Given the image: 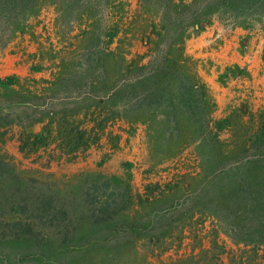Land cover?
I'll use <instances>...</instances> for the list:
<instances>
[{
    "label": "rangeland",
    "instance_id": "obj_1",
    "mask_svg": "<svg viewBox=\"0 0 264 264\" xmlns=\"http://www.w3.org/2000/svg\"><path fill=\"white\" fill-rule=\"evenodd\" d=\"M71 1L37 0L0 54V67L7 58L21 65L19 74L11 63L0 69V103H38L47 118L31 129L14 124L9 108L0 112V264H264V246L240 241L230 231L235 215L223 203L261 177L255 163L238 170L242 159L264 157V103L233 97L219 105L201 74L212 62L190 53L191 42L214 26L224 33L246 30L245 46L249 38L264 41V13L207 9L209 0ZM111 34L113 58L107 50ZM172 44L171 60L185 56L186 74L196 68L208 85L219 123L211 133L183 114L180 124H167L164 113L150 121L129 119L119 104L97 108L87 118L82 113L101 132L97 145L70 152L51 137L49 145L31 146L29 133L40 134L50 112L76 120L68 112H77L78 103L62 102L73 93L61 79L79 72L81 56L98 52L115 69L120 58L146 64L151 50ZM88 70L83 80L93 78ZM237 76L248 74L235 64L219 75ZM91 92L82 88L83 96ZM257 185L253 191H262L263 183ZM96 186L100 194L114 192L113 214L105 221L96 220L104 215L93 217L85 195ZM42 200L47 206L52 201L49 216L58 219L57 226L35 219ZM18 221L24 226L16 239L4 225ZM242 228L254 229L249 220Z\"/></svg>",
    "mask_w": 264,
    "mask_h": 264
},
{
    "label": "trees",
    "instance_id": "obj_2",
    "mask_svg": "<svg viewBox=\"0 0 264 264\" xmlns=\"http://www.w3.org/2000/svg\"><path fill=\"white\" fill-rule=\"evenodd\" d=\"M71 1V5H73ZM79 1V0H77ZM120 2V0H118ZM37 0H0V54L4 48L3 45L15 34L21 26L22 16L31 10ZM207 9L220 8L232 13L244 11L254 14L264 13V0H209ZM185 19H179V25L183 29ZM195 22V19L192 20ZM192 23V22H190ZM115 31V30H114ZM114 35L110 36V43L108 44V53L112 58L114 51L111 50L113 45ZM170 48L167 49H153L149 55L151 58L146 64L136 63L135 61L127 62V59L120 58V65L113 68L110 61L107 63L102 60L101 54L98 52L91 53L90 56H81L75 67L79 71L73 77L66 76L61 79L63 88L66 92H70L72 96H66L64 101H71L78 103L77 112L71 107L69 112H73L72 116L74 123L70 119L59 113V118L56 119L55 114L50 112L47 117H51V121L43 127L40 134L29 133L28 139H33L31 146L39 147L40 144L49 145V139L52 137V142L59 141V147L69 149L70 152H76L82 149H87L93 145H97L102 136L97 128L89 127L86 119L89 113L96 112L100 107H119L121 104L125 115L129 119L136 117H144L147 120L157 119L158 115L166 114L167 124H180L178 116L183 114L185 118L191 120L194 124H198L200 128L207 132H212L213 124H219L213 118L214 106L211 105L212 98L210 97L208 85L203 81L202 76L198 70L192 69V76H188L184 71L186 69L185 60L181 61L171 60ZM166 51L165 53L160 52ZM115 61V60H113ZM109 66V69H108ZM88 67L93 78L83 80L81 75ZM80 77V78H79ZM2 84V83H0ZM14 84V83H13ZM9 86L12 83L8 84ZM84 86V87H83ZM91 87L93 93L86 96L82 95V88ZM96 90V91H94ZM31 94L27 90L25 91ZM97 92V93H96ZM85 99V100H84ZM88 99V100H87ZM92 101V102H91ZM4 108H9L13 114L11 121L17 125H25L31 129L36 124H43L46 122L45 108L38 103H0V112ZM92 122V121H90ZM57 125V126H56ZM55 135V136H54ZM258 164V175L254 181L244 184L239 187L232 196L223 200L225 210L232 211L235 219L231 221L232 226L230 231L239 237L240 241L250 243L255 246H264V157H249L242 159L239 164V170L242 168L249 169L251 164ZM226 169L221 167L219 172ZM237 181L244 177H233ZM258 180V181H257ZM257 183H263L262 191L255 192L252 187L258 186ZM109 183H105L104 188H109ZM261 187V185H259ZM255 189V188H254ZM100 188L97 186L93 188V193H86V198L89 201L90 210L93 217L97 215H104L106 218H96L97 221H103L112 217V208L116 204V200H112L114 192L106 195L100 194ZM102 193V192H101ZM236 195V198H235ZM231 202H234L231 206ZM47 206L42 200L37 208L35 219H39L43 224L48 226H57L55 223L58 219L56 217L50 218L51 211L54 210L52 201ZM246 211L251 214L248 218L241 217V212ZM227 219H230L228 217ZM247 220L251 222V227L254 228L250 233L242 228ZM12 234L16 233L14 237L19 238L17 233L23 228L22 221L6 222L4 225ZM249 234V236H248ZM5 234L4 237H7ZM247 239V240H246Z\"/></svg>",
    "mask_w": 264,
    "mask_h": 264
},
{
    "label": "crops",
    "instance_id": "obj_3",
    "mask_svg": "<svg viewBox=\"0 0 264 264\" xmlns=\"http://www.w3.org/2000/svg\"><path fill=\"white\" fill-rule=\"evenodd\" d=\"M246 30L224 33L218 26L208 28L191 43L190 53L200 59L212 62L210 70H201V74L213 90L219 105L233 97L251 99L264 103V41L249 38ZM0 67L11 63L13 73L19 74L21 65L16 58L3 60ZM230 64L239 66L248 77L221 79L219 75ZM210 72V73H209Z\"/></svg>",
    "mask_w": 264,
    "mask_h": 264
}]
</instances>
